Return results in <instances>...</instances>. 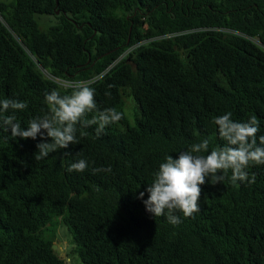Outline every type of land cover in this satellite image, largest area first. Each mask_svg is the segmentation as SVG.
<instances>
[{
    "label": "trees",
    "instance_id": "trees-1",
    "mask_svg": "<svg viewBox=\"0 0 264 264\" xmlns=\"http://www.w3.org/2000/svg\"><path fill=\"white\" fill-rule=\"evenodd\" d=\"M37 14L55 21L42 28ZM143 39L88 82L99 110L124 113L102 136L78 126V144L36 161L39 136L0 127V264H63L44 238L54 217L83 264H264V165L246 169L255 183L206 182L200 211L177 213L179 225L137 198L167 156L224 146L217 116L255 115L264 135V0H0V100L27 102L15 112L27 127L49 114L46 93L73 90L55 77H91ZM80 159L88 168L69 172Z\"/></svg>",
    "mask_w": 264,
    "mask_h": 264
},
{
    "label": "clouds",
    "instance_id": "clouds-1",
    "mask_svg": "<svg viewBox=\"0 0 264 264\" xmlns=\"http://www.w3.org/2000/svg\"><path fill=\"white\" fill-rule=\"evenodd\" d=\"M45 101L49 114L35 117L27 127H22L15 112L26 109L27 102L11 98L0 100V127L5 132L11 130L12 137L25 140L41 138L42 142L37 144L36 161L59 149H66L70 144H78V126L88 128L95 125V134L100 137L109 125L124 118V113L115 108L99 110L95 89L84 81L75 85L70 94H61L55 89L46 93ZM9 112L11 114L4 115ZM94 112L97 114L88 119V115ZM213 123L225 141L224 146L209 151V141L205 139L181 151L178 158L167 156L154 173L153 182L148 184V198L144 199L145 192H140L137 197L143 201L146 211L155 217H166L172 225H179L183 221L177 213L191 218L200 211L201 186L206 182L216 185L230 179L233 184L237 181L255 183V175L249 180L246 169L251 165H264V135L258 137V118L253 115L246 122L234 121L232 113L227 112L215 117ZM80 135L87 133L81 131ZM47 138H51V142H47ZM87 168L88 162L80 159L67 170L83 172ZM101 170L110 169H96Z\"/></svg>",
    "mask_w": 264,
    "mask_h": 264
},
{
    "label": "rangeland",
    "instance_id": "rangeland-1",
    "mask_svg": "<svg viewBox=\"0 0 264 264\" xmlns=\"http://www.w3.org/2000/svg\"><path fill=\"white\" fill-rule=\"evenodd\" d=\"M37 20L39 25L44 28L48 24L55 21L52 15L48 14H37ZM138 110L137 104L132 95L124 96V111L128 118L129 124H134V113ZM44 238L51 240L54 244L55 252L64 260L63 264H83L77 253L74 252L75 246L72 235L68 227L62 222L61 218L54 217L48 224L44 231Z\"/></svg>",
    "mask_w": 264,
    "mask_h": 264
},
{
    "label": "built area",
    "instance_id": "built-area-1",
    "mask_svg": "<svg viewBox=\"0 0 264 264\" xmlns=\"http://www.w3.org/2000/svg\"><path fill=\"white\" fill-rule=\"evenodd\" d=\"M147 41V39H143L140 41H137L133 44H130L129 46H127L123 51L120 52V54L101 72L88 77V78H84V79H79V80H75V79H66V78H61V77H55L54 79L59 82L61 85L63 86H75L77 85L79 82H91L97 78H99L103 73H105L112 65H114L117 61H119L120 59L126 57L129 55V53L141 42Z\"/></svg>",
    "mask_w": 264,
    "mask_h": 264
},
{
    "label": "water",
    "instance_id": "water-1",
    "mask_svg": "<svg viewBox=\"0 0 264 264\" xmlns=\"http://www.w3.org/2000/svg\"><path fill=\"white\" fill-rule=\"evenodd\" d=\"M55 247H56V246H55L54 244H52V248H53L54 250H55Z\"/></svg>",
    "mask_w": 264,
    "mask_h": 264
}]
</instances>
